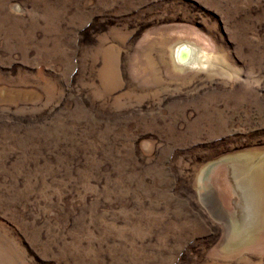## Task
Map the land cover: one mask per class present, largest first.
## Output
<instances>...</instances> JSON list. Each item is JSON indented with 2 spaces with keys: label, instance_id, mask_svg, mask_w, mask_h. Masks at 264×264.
<instances>
[{
  "label": "rangeland",
  "instance_id": "rangeland-1",
  "mask_svg": "<svg viewBox=\"0 0 264 264\" xmlns=\"http://www.w3.org/2000/svg\"><path fill=\"white\" fill-rule=\"evenodd\" d=\"M262 162L264 0H0V264H264Z\"/></svg>",
  "mask_w": 264,
  "mask_h": 264
},
{
  "label": "bare ground",
  "instance_id": "bare-ground-1",
  "mask_svg": "<svg viewBox=\"0 0 264 264\" xmlns=\"http://www.w3.org/2000/svg\"><path fill=\"white\" fill-rule=\"evenodd\" d=\"M172 54V53H171ZM175 62L185 68H204L207 65V56L200 53L187 43H180L173 51ZM202 70V69H201ZM205 70V68H204ZM253 181L259 192L260 209L264 213V162L260 163L253 172Z\"/></svg>",
  "mask_w": 264,
  "mask_h": 264
}]
</instances>
